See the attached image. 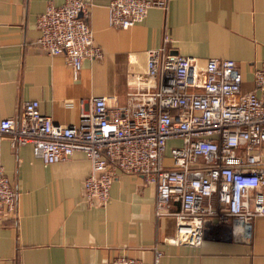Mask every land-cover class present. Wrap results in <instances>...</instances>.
Wrapping results in <instances>:
<instances>
[{"label": "crops", "instance_id": "crops-1", "mask_svg": "<svg viewBox=\"0 0 264 264\" xmlns=\"http://www.w3.org/2000/svg\"><path fill=\"white\" fill-rule=\"evenodd\" d=\"M64 1L0 0V117L19 113L28 99L61 124L77 123L92 96L127 105L130 92L151 82L148 50L163 44L202 62L236 60L242 90L256 89L264 99L253 74L264 60V0H168L128 28L110 24L111 0H87L103 57L85 58L78 76L63 54H49L36 42L37 15L48 2ZM0 164L17 191L16 216L0 220V264H109L121 254L151 263L155 247L160 264H264V213L248 236H234L217 221L201 245L177 244L174 217L156 216L157 185L141 173L119 172L109 202L100 206L84 197L91 161L82 151L44 163L30 143L13 145L0 136Z\"/></svg>", "mask_w": 264, "mask_h": 264}, {"label": "built area", "instance_id": "built-area-1", "mask_svg": "<svg viewBox=\"0 0 264 264\" xmlns=\"http://www.w3.org/2000/svg\"><path fill=\"white\" fill-rule=\"evenodd\" d=\"M168 0H111L110 24L128 28L153 6ZM87 0L48 2L37 15L36 42L49 54H63L78 76L85 58L101 59ZM148 84L130 92V103L114 96H92L77 123L61 124L42 113L37 99L22 103L19 113L0 117V136L12 144L30 143L44 163L67 160L82 151L91 161L84 197L106 205L119 172L141 173L158 188L157 217L175 219L173 241L199 246L217 221L231 233L248 236L264 213L261 148H264V99L256 89L243 91L236 60L170 50H148ZM255 87L264 93V60L254 68ZM171 159L166 162V156ZM17 214V191L0 164V220ZM115 256L109 264H160Z\"/></svg>", "mask_w": 264, "mask_h": 264}, {"label": "rangeland", "instance_id": "rangeland-1", "mask_svg": "<svg viewBox=\"0 0 264 264\" xmlns=\"http://www.w3.org/2000/svg\"><path fill=\"white\" fill-rule=\"evenodd\" d=\"M170 161H171V159H169V158H168V159H166V162H170Z\"/></svg>", "mask_w": 264, "mask_h": 264}]
</instances>
